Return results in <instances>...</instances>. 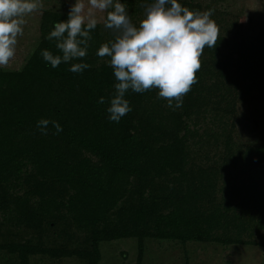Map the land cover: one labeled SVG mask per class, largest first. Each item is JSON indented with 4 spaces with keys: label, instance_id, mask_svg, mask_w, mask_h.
Instances as JSON below:
<instances>
[{
    "label": "trees",
    "instance_id": "obj_1",
    "mask_svg": "<svg viewBox=\"0 0 264 264\" xmlns=\"http://www.w3.org/2000/svg\"><path fill=\"white\" fill-rule=\"evenodd\" d=\"M126 1L120 0L124 4ZM136 2L148 4L152 0ZM179 2L199 11L192 0ZM67 19L68 13L52 14L42 23L41 41L22 69L0 70V185L19 184L23 178L42 186L50 179L52 184L57 182L68 189L59 203L67 208L74 221L90 226L91 234V247L72 254L85 258L88 264H98L99 241L133 234L139 238L149 235L182 242L213 239L223 243L243 242L215 234L228 214V209L215 205L216 176L222 167H191L189 140L197 137L195 142L203 138L216 142L221 132L210 129L199 135L194 124L190 126L193 111L187 101L205 96L208 86L199 81L203 80V75L217 77L222 83L228 81L229 86L235 85L238 91L229 90L222 101L227 106L222 109L218 105L221 101L213 102L214 110H222V114L217 115L218 120L223 119L226 112L231 113L232 102L238 94L254 90L264 96V47H241L233 63L217 59L216 46L207 47L206 56L201 57L202 67L197 72L198 83L183 98L182 107L175 110L168 107L166 99L158 98L156 89L144 93L129 90L125 99L132 111L116 123L108 119L107 112L115 91L114 70L108 60H100L96 55L98 48L108 41L99 25L91 32L87 55L82 60L52 68L41 56L44 49L54 55L61 54L56 41L46 37L54 30L56 22ZM111 38L113 35H108V39ZM73 63H88L91 67L83 73H73L69 71ZM100 97L105 98V103H98ZM41 119L58 121L63 131L55 134L49 124L48 134H41L37 128V121ZM223 133L221 160L225 163L221 166H226L235 161V153L230 133ZM255 150L264 157V145ZM27 165L38 175L25 169L27 177H22L23 167ZM164 177L170 180L172 187L167 184L169 181L165 184L161 180ZM12 178L17 180L12 181ZM131 178L138 181L141 199L131 208H119L121 219L123 215L130 220L129 224L128 221L106 223L122 183L132 182ZM204 198L208 199L206 204L199 205ZM257 200L261 202L259 227L264 230V192L258 193ZM162 205L165 210L160 209ZM240 224L232 222L231 225L235 228ZM261 245L264 248V241ZM36 251L38 249H30V252ZM40 252L57 256L53 249ZM21 253L25 258L23 249ZM137 264H141L140 258Z\"/></svg>",
    "mask_w": 264,
    "mask_h": 264
},
{
    "label": "rangeland",
    "instance_id": "obj_2",
    "mask_svg": "<svg viewBox=\"0 0 264 264\" xmlns=\"http://www.w3.org/2000/svg\"><path fill=\"white\" fill-rule=\"evenodd\" d=\"M192 1L201 12L214 10L211 18L219 29L215 53L217 59L233 63L236 51L241 47H264V0ZM42 3L41 11L25 17L26 23L23 25V35L18 37L15 57L7 68L0 70L22 69L41 41L42 23L52 14L69 13L75 0H42ZM125 5L132 22L138 24L144 17L146 4L127 0ZM105 15L97 14L100 20L97 25L107 35L109 42L112 38L109 40L108 35L113 34L103 25ZM205 49L201 57L206 56ZM100 60L109 59L105 57ZM202 77L203 80L199 81L209 89H206L202 98L186 100L193 111L189 123L191 127L194 124L199 135L213 129L221 132V136L216 142L208 138L195 142L197 137L189 140L188 162L194 168L222 167L216 176L215 205L222 210L228 209V214L215 234L218 237L238 238L243 242L223 243L214 239L182 242L149 235L139 238L133 234L99 241L98 264H137L139 258L141 264H263L264 248L261 244L264 241V230L259 227L261 202L257 198L258 193L264 192V157L256 153L255 148L264 145V96L254 90L238 94L235 102H232L231 113L226 112L223 119L218 120V113L221 115V109L227 106L222 102L224 96L237 90L235 85L229 86L228 81L222 83L217 77ZM215 100L221 101L218 104L221 107L219 111L213 109ZM222 131L230 133L234 144L235 161L226 166H221L224 162L221 158L224 155L225 139ZM25 169L32 175H38L31 165H27L23 167L22 177H27ZM29 180L22 178L19 184L12 182L0 185V264H88L85 258L72 254L75 250L91 247V234L90 226L74 221L67 208L59 203L65 198L68 189L57 185V182L52 184L50 179L42 186H35L34 181ZM131 180L122 183L118 200L109 211L106 223H126L128 220L123 215L121 219L119 208H131L141 199L138 181L134 178ZM161 180L165 184L169 181L167 184L172 187L166 177ZM157 181L160 183L159 179ZM29 191L31 193L28 194ZM207 201L204 198L199 205ZM164 207L162 205L160 209L165 210ZM232 222L241 224L234 228ZM29 248L38 251L30 252ZM21 249L25 258L22 257ZM42 249H53L57 256L40 252Z\"/></svg>",
    "mask_w": 264,
    "mask_h": 264
},
{
    "label": "clouds",
    "instance_id": "obj_3",
    "mask_svg": "<svg viewBox=\"0 0 264 264\" xmlns=\"http://www.w3.org/2000/svg\"><path fill=\"white\" fill-rule=\"evenodd\" d=\"M42 9V0H0V68H7L15 57L25 17ZM213 12L191 10L179 0H152L144 7V17L134 24L120 0H75L68 19L56 22L46 37L56 41L61 54L44 49L41 56L52 68L85 58L91 32L100 22L97 14L105 13L103 25L114 38L103 43L96 55L109 58L116 80L108 119L119 123L132 111L125 99L129 90L144 93L156 89L158 98L166 99L168 107L175 110L198 83L205 47L217 45L219 29L211 18ZM90 67L88 63H73L69 71L83 73ZM98 103H105V98L100 97ZM49 124L55 134L63 131L58 121L41 119L37 121L41 134H48Z\"/></svg>",
    "mask_w": 264,
    "mask_h": 264
}]
</instances>
